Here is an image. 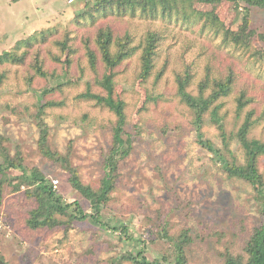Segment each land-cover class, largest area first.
<instances>
[{
  "label": "rangeland",
  "instance_id": "rangeland-1",
  "mask_svg": "<svg viewBox=\"0 0 264 264\" xmlns=\"http://www.w3.org/2000/svg\"><path fill=\"white\" fill-rule=\"evenodd\" d=\"M180 8L171 17L153 19L140 12L98 11L95 0H0V55L26 53L24 64H0V163L5 153L19 154L27 175L38 170L53 185L59 181L54 188L58 195L66 202L78 201L87 213H92L90 203L71 187L65 162L57 154L50 160L40 152L36 114L45 101L61 103L48 107L43 116L50 149L68 157L83 183L97 188L117 117L97 100L80 95L88 90L107 95L97 82L106 74L96 44L102 29L111 28L116 38L130 35V47L136 50L114 78L115 96L125 102L133 148L120 163L113 199L103 208L104 227L89 219L76 221L69 230H31L27 221L35 199L26 195L29 188L20 186L21 180H7L0 204V262L135 264L125 257L140 250L150 260L172 259L174 247L164 231L175 239L189 231L188 264H224L228 254L248 259V242L263 224L262 199L250 183L230 177L199 143L195 115L177 95L176 78L190 70L188 91L198 96L208 74L211 79L235 75L232 93L213 105L220 106L224 117L230 152L224 150L210 111L202 134L229 159L234 156L244 164L245 150L235 135L250 112L254 123L249 138L264 142V41L258 36L264 34V9H250L249 29L256 36L244 49L225 43L214 30H203V20L191 14L190 4ZM216 8L233 28L242 23L245 10L237 12L224 1ZM150 32H158L161 41L151 76L142 84L141 56ZM87 47L97 51L96 70L89 64ZM37 61L48 78L36 75ZM243 91L252 101L239 112L237 99ZM258 165L264 177V156Z\"/></svg>",
  "mask_w": 264,
  "mask_h": 264
},
{
  "label": "trees",
  "instance_id": "trees-1",
  "mask_svg": "<svg viewBox=\"0 0 264 264\" xmlns=\"http://www.w3.org/2000/svg\"><path fill=\"white\" fill-rule=\"evenodd\" d=\"M87 1L89 2V0ZM221 1L234 5V9L237 12L240 9L245 10L243 21L237 27L233 28L231 26L232 23L221 20L216 8V4ZM184 3H188L192 7L191 14L203 20V30H214L216 35H222L225 43L233 44L237 48L244 49L251 47L256 36V33L249 29L250 9L252 7L264 9V0H95L98 11L102 10L103 12H107L111 10L121 13L131 12L132 14L140 12V14L153 19L157 17H171L174 12H178L181 9L180 5ZM198 5H203L205 9L199 10L197 8ZM258 36L264 41V34ZM160 41L161 36L158 32H150L146 36L141 56L142 71L138 76L142 84L151 76ZM131 42L130 35H126L123 38H116L111 28L102 29L99 32L96 44L106 64V74L97 82L106 90L107 95L100 96L92 93L90 90L80 95L82 99L97 100L98 105L107 106L117 117L113 131L112 148L105 162V175L97 188L83 183L77 169L72 167L68 157L53 152L50 149L48 143L49 129L43 116L48 107L59 106L61 103L45 101L36 114V120L41 131L39 140L40 152L50 160H54L57 154L59 160L65 162V168L69 174L68 182L73 189L79 192L90 203L92 213L84 211L78 201L71 203L64 201L63 197L55 191L52 182L38 170H33L31 175H27V171L23 166V159L19 154L14 157L9 153L3 154L4 161L0 163V204L3 199L4 184L7 180H21L20 186L27 185L29 189H27L26 195L35 199V207L31 211L27 221L29 229L53 230L66 226V229L69 230L76 221L83 222L89 219L104 227L101 217L103 208L113 199V193L116 190L119 177L120 163L129 157L133 148L132 134L126 129L127 114L125 112V102L120 96H115L116 85L114 83L116 69L125 60L132 57L136 51L130 47ZM62 46L64 49L66 48L65 43ZM86 54L91 68L96 70L98 64L97 51L91 47H87ZM25 57L26 53L24 55H18L15 52L3 53L0 55V64L7 62L24 64ZM66 63L69 64L70 60L67 59ZM35 70L36 75L43 78L49 77V73L43 69L39 61L36 62ZM191 75L188 69L181 75L177 74V95L195 115L193 124L198 130L199 143L215 155L222 164L223 170L230 177L243 179L250 183L263 202V209L261 210L263 224L255 230L248 242L246 247L248 259L246 260L242 256L235 257L228 254L225 256L224 264H264V177L258 165L259 159L264 156V142L249 138L254 123L252 120L253 113L250 112L247 115L244 124L235 135L245 150V163L238 164L234 156L229 159L223 152L224 150L230 152V137L225 130L224 117L220 115V106L217 105L213 108V105L219 100L221 101L232 93L236 81L235 75L231 74L225 78L211 79L208 74L199 84L198 96H193L188 91L192 81ZM208 89L210 92L206 93ZM251 101L252 99L248 97L247 91H243L237 99L238 111L242 112ZM208 111L211 112L212 123L217 125L221 132L224 150L216 148L210 141L203 140L202 127L205 122L204 117ZM2 141L3 138L0 136V143ZM18 172L22 173V175H16ZM20 186L16 189H19ZM61 217H65V219ZM119 228L124 232L127 230L125 227ZM119 228L114 227L112 229L117 231ZM188 232L182 233L180 237L175 239L169 237L167 231H164L163 237L169 239L174 247L175 256L172 259L164 257L162 260H150L148 255L141 250L137 254L128 253L125 259L133 261L135 264H188L185 248L192 242ZM137 245L139 244L137 243Z\"/></svg>",
  "mask_w": 264,
  "mask_h": 264
},
{
  "label": "built area",
  "instance_id": "built-area-1",
  "mask_svg": "<svg viewBox=\"0 0 264 264\" xmlns=\"http://www.w3.org/2000/svg\"><path fill=\"white\" fill-rule=\"evenodd\" d=\"M58 185H59V181H54V188L55 189H57Z\"/></svg>",
  "mask_w": 264,
  "mask_h": 264
},
{
  "label": "water",
  "instance_id": "water-1",
  "mask_svg": "<svg viewBox=\"0 0 264 264\" xmlns=\"http://www.w3.org/2000/svg\"><path fill=\"white\" fill-rule=\"evenodd\" d=\"M0 264H5L4 262H0Z\"/></svg>",
  "mask_w": 264,
  "mask_h": 264
}]
</instances>
